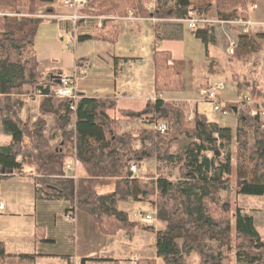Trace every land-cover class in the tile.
Listing matches in <instances>:
<instances>
[{
    "label": "trees",
    "instance_id": "obj_1",
    "mask_svg": "<svg viewBox=\"0 0 264 264\" xmlns=\"http://www.w3.org/2000/svg\"><path fill=\"white\" fill-rule=\"evenodd\" d=\"M49 2L0 0V8L9 14L0 18V127L4 134L11 136L9 145L0 147V169L21 173L25 166L31 165L39 176H61L57 186L46 188L69 200L72 210L90 216L103 235L115 236L120 231L130 235L135 229L152 233L156 259L163 264H191L189 257L192 255L197 258L195 264H264V235L259 233L251 216L244 215L239 208L232 212L229 197L233 168L237 195L264 197V121L249 114L257 104L264 103V90L256 81L232 75L239 94L245 92L253 101L252 108L244 104L234 113V161L231 128L208 122L196 111L192 112L190 122L183 106L164 100L148 103L141 112H123L122 115L132 123L154 118L168 121L169 134L144 130L136 138L128 132L118 133V120L108 115L116 109L115 102L87 98L78 101L76 131L69 132L72 102L50 97L49 90L40 86L56 81L39 71L33 50L37 30L45 21L38 15L39 8ZM86 3L82 11L89 16L126 17L131 10L136 17L183 20L193 0H174L172 6H157L152 12L138 0H86ZM245 4V0H214L213 4L211 0H202L194 4V10L202 19L215 7L219 20L232 21L247 18ZM94 32L108 43L118 39V28L112 21H105ZM194 36L206 46L215 41L212 27L197 29ZM81 39H89V36ZM259 39H264V34L249 32L240 35L239 44L248 46L251 41L261 47ZM156 40L160 39L156 37ZM241 45L233 52L237 59L250 55ZM208 61L211 71L217 62L211 57ZM153 64L156 92L182 90L169 52L155 50ZM27 87H41L43 93L40 117L32 123V128H29V121L21 120L18 115L26 102ZM43 117H51L54 121L46 135ZM58 135L59 140L51 145ZM136 141L140 148L134 149ZM173 146L175 153L171 151ZM18 157L21 158L19 162ZM73 157L85 169L86 179L62 178L66 160ZM152 160L155 161L154 172L146 177L156 178L152 209L157 222L163 225L157 230L154 226H139L120 210L121 203L137 199L139 194L147 195L143 181H135L137 186L132 185L133 180L129 181L130 164ZM119 177L125 179V190L96 191L101 181ZM232 252L234 259L230 256ZM11 257L14 256L7 254L0 243V264ZM18 257L34 259V256ZM136 264L157 262L142 259Z\"/></svg>",
    "mask_w": 264,
    "mask_h": 264
},
{
    "label": "crops",
    "instance_id": "obj_2",
    "mask_svg": "<svg viewBox=\"0 0 264 264\" xmlns=\"http://www.w3.org/2000/svg\"><path fill=\"white\" fill-rule=\"evenodd\" d=\"M49 1L41 13L45 16L42 17L45 21L37 30L33 47L39 71L43 75L51 76L55 81L61 75H76L77 91L81 98L113 100L116 109L109 111L108 115L118 120L119 128L121 124L125 126L132 123L126 121L122 115L123 112H141L148 103H154V99L183 106L188 113H191L189 119H192V112L196 111L208 122L218 124V118L212 114L208 118L202 110L203 103L208 108L209 105L200 101L201 89L214 82H221L217 79L220 77L216 69L217 58H214L211 52L215 41L206 46L181 20L136 17L131 10L127 11L126 17L89 16L83 11H78V14L84 18L74 23L70 19L74 13L73 10L60 0ZM201 1L193 0L189 11L194 10V4ZM138 2L151 12L157 6L174 4V0H138ZM245 2L246 6L248 4L258 6L257 10L248 16L254 21L263 22L264 14L259 12L257 0H245ZM213 10L214 7L211 12ZM105 21H112L118 28V39L115 43L103 41L94 32L95 28L101 27ZM199 29L203 27L200 25ZM85 36H89V39H81ZM156 37L160 40H156ZM72 42L73 45L70 47ZM155 50L170 53L171 64L181 79L180 92L155 91L153 64ZM210 57L217 62L211 71L208 61ZM80 68L84 71L83 73L78 72ZM232 81L235 82L233 77ZM49 84L52 83L49 82ZM225 91L220 94V100L230 107L238 105L241 98L246 95L245 92L239 94L236 84V97L227 101ZM41 100L36 96L28 97L27 94L25 105L18 111L20 119L35 122L40 117ZM43 120L46 122L44 130L46 135L47 131L53 128L54 121L51 117H44ZM57 140L59 135L51 145H54ZM10 142L11 136L4 134L0 127V147L7 146ZM134 145L137 149L138 142ZM17 161H21V158L18 157ZM151 162L154 160L131 163L138 167L136 174H130L129 181H134L132 185L137 186V180L151 181L155 185L156 178L146 177V174L154 172L155 166L152 171L149 170ZM66 163H69V159ZM77 172L78 180L87 178L86 171L81 165H78ZM60 180H62L61 176L37 175L31 165L25 166L21 173L5 172L0 169V202L4 204V209L0 210V243L3 244L7 254L14 256L6 263L69 264L76 257L78 264L93 262L114 264L115 261L119 264L123 258L107 253L110 250L107 246L108 239L111 237L100 233L98 225L90 216L78 210H72L69 200L62 195H57L55 190L46 188L49 185L57 186ZM106 180L97 184V192L126 189L123 177ZM137 190L135 189L136 193ZM133 200L146 204L141 194ZM124 203L120 205V210L130 217L131 207H124ZM148 207L151 210L149 205ZM68 216L70 217L67 218ZM159 225L160 228L163 227L162 224L159 223ZM93 238L99 241L97 247L93 246ZM153 239V250L149 246L147 248L141 246L136 255L124 260L136 264L140 259H149L156 260L158 264L154 236ZM18 256H34V259L28 260Z\"/></svg>",
    "mask_w": 264,
    "mask_h": 264
},
{
    "label": "rangeland",
    "instance_id": "obj_3",
    "mask_svg": "<svg viewBox=\"0 0 264 264\" xmlns=\"http://www.w3.org/2000/svg\"><path fill=\"white\" fill-rule=\"evenodd\" d=\"M213 3L214 2H212V4ZM257 3L259 4V12L264 14V0H257ZM44 6L45 5H42L39 8L38 15L40 17L43 16L41 13L45 10ZM246 7L247 6H245V11L247 9ZM211 11L208 14L207 18L205 17L202 18V20H207L209 21V23H201V26L203 28L212 27L213 29V32L215 35V42H214L215 44H214V47H211V52L214 58H217L218 66L216 67V69L218 70L217 75L220 76L217 79L223 82L226 86V91L224 94L226 95V98L228 99L227 101H231V99L236 97V93H237L236 83L232 81L233 74L238 75L241 80L256 81L259 84L260 88L264 90V39L258 40V42L261 44V47L257 46L256 42L255 44H252L254 42H251V41L250 43H248L249 44L248 46L243 43L242 45L241 43L239 44L240 35L243 34L240 28L234 25L227 24V23H221V22H228V21H221L217 18V14L215 15V12H216L215 7H214L213 12ZM0 12H2L4 15H9L1 8H0ZM250 34H264V26H257L255 29L250 31ZM231 40L234 41L236 44L235 49L238 48V46L240 48V45H241V48L243 50L248 51V52L250 51V55L243 56L240 59H237L233 54L229 55L227 52V49L230 47L229 44ZM47 85H49V83L45 82V83H42L40 86H47ZM42 88L38 87L34 89V88L27 87L26 90H27L28 95L33 97L35 96L36 91L38 89L41 90ZM38 98L42 99V97H38ZM234 106L237 108H242L243 104L238 103V105H234ZM257 106H258V109H261L259 105ZM202 110L207 115L208 118L211 117L210 116L211 115L210 106L208 108L207 105L203 103ZM190 114L191 113H188V121L191 122V120L189 119ZM259 118L264 121V118L262 117H259ZM217 121L220 126L231 128V137H232L231 157H232V160L234 161L235 160L234 144H235V136H236V131H235L236 130V115L232 113L228 117H219ZM166 122L169 124L168 121ZM140 123L142 122L138 121L137 123L125 124V126L121 124L118 131L128 132L129 134L137 138V136L142 131L147 130V129L138 128ZM29 128H32V122H29ZM170 131H171V127L169 126V132ZM134 146L135 145L133 144V147ZM138 148H140L139 142H138ZM134 149H136V147H134ZM171 151L175 153L176 147L173 146ZM154 162H151V165H149V170L151 171L155 166ZM234 178H235V168H233L232 170V178H231L232 187H231V193L229 196L232 212L234 213L235 210L239 208L244 215L251 216L254 219L255 226L257 227V230L259 231V233L264 235V197L237 195L235 192V187H234ZM143 184H145L146 186L145 190L147 192L146 197H143L144 198L143 201H145L147 205L140 203V202H134V200L131 199L130 201L125 202L124 203L125 205L123 206L126 208L131 207L130 208L131 212H129L130 217H131L130 219L136 222L139 226H154L156 230L160 229V225L157 222V220L155 222L147 221L144 218L141 219L137 217L139 213L143 214V216H146V214H148V215H151L152 217H154L153 214H155V212L152 209L153 208L152 203L156 199L155 198L156 197L155 185L153 182L147 181V180L143 181ZM148 205L151 207V210L148 207ZM119 233H117L115 236L105 235L106 237H111V239H108L109 244L107 246L110 250L107 253L109 254L112 253L113 255H117L115 257L123 258V260H121L119 264H132L128 261H125L124 258H128L129 256H132V255H136L138 253V249L141 246L146 247V248L149 246V248L153 250V247H154L153 236L154 235L152 233L148 231H143L141 229H135L130 235H126V233H124L123 231H120ZM178 242L181 243L180 240H178ZM98 245H99V241L93 238V246L97 247ZM230 256L232 259H234L233 252L230 254ZM189 262L191 264H195L197 262L196 256L195 255L190 256ZM87 264H110V263L93 262V263H87ZM158 264H163V263L161 260H159Z\"/></svg>",
    "mask_w": 264,
    "mask_h": 264
},
{
    "label": "built area",
    "instance_id": "obj_4",
    "mask_svg": "<svg viewBox=\"0 0 264 264\" xmlns=\"http://www.w3.org/2000/svg\"><path fill=\"white\" fill-rule=\"evenodd\" d=\"M65 6L69 7L71 10H73V15L70 17V19L75 23L79 19H83V16H80L78 14V11H82L86 8V0H60ZM246 13L247 16L250 15L252 12L257 10L258 6L256 4H248L246 7ZM4 14L0 12V18ZM45 17V16H41ZM61 18V17H60ZM183 23H185L190 30H197L199 29V26L201 23H209L207 20L199 19L195 13L194 10H190L188 12V16L186 19L181 20ZM221 23H227L230 25H234L240 28L241 32L243 34H247L253 29H255L257 26H264V22H257L254 21L248 16L246 19L237 18L233 21L228 22H221ZM73 45V42L70 43V47ZM230 47L227 49V52L229 55H232L235 49V42L230 41ZM79 73H83L84 71L80 68L78 69ZM76 75L73 76H66L61 75L58 77L55 84H49L47 86H42L43 89L49 90V96L60 98V99H66L72 102L70 106V121L67 125V130L69 132L75 133L76 131V122H77V115H76V105L78 101L81 99L80 95L77 91L76 86ZM226 87L223 82H214L210 86H206L205 88L201 89L200 91V101L207 103L211 107V114L214 117H228L232 111L231 107L227 104H225L222 100H220V94H222L225 91ZM36 97H43L42 89H38L35 94ZM28 97H31L28 95ZM157 99H154V102H156ZM238 103H242L251 107L253 106V101L247 98V95L243 96L241 100ZM261 109H258L257 107H254L250 110V116L252 117H262L264 118V103L257 104ZM230 107V108H229ZM191 120V118H190ZM138 128L147 129L148 131H152L153 133H157L160 135H166L169 131V124L165 120H158V119H151L147 122H142L139 124ZM73 136V140H74ZM149 146L150 144L147 143ZM78 163L75 157L70 159L69 163H66L64 166V174L62 178L64 179H70L73 181H76L79 179L78 172H77ZM129 171L131 174H136L138 172V167L136 164H131ZM4 209V204L0 202V210ZM154 217L151 215L143 216V214L139 213L137 215L138 218H144L147 221H156L155 214H153ZM68 216L67 218H69ZM77 258L74 257L72 261L69 264H78Z\"/></svg>",
    "mask_w": 264,
    "mask_h": 264
},
{
    "label": "water",
    "instance_id": "obj_5",
    "mask_svg": "<svg viewBox=\"0 0 264 264\" xmlns=\"http://www.w3.org/2000/svg\"><path fill=\"white\" fill-rule=\"evenodd\" d=\"M231 109H232V111H233L234 113L237 111V108H236V107H232Z\"/></svg>",
    "mask_w": 264,
    "mask_h": 264
}]
</instances>
